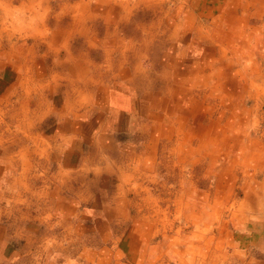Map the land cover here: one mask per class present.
<instances>
[{
	"label": "rangeland",
	"instance_id": "obj_1",
	"mask_svg": "<svg viewBox=\"0 0 264 264\" xmlns=\"http://www.w3.org/2000/svg\"><path fill=\"white\" fill-rule=\"evenodd\" d=\"M184 1L0 0V104L6 99V92L15 87L20 100L32 101L29 115L32 106L36 112L44 111V115L49 112L47 108L53 110L44 121H37L34 132H51L54 136L62 118L73 123L74 119L87 118L89 127L76 124L84 133L111 134L117 142L127 144L126 148L135 145L137 152L143 144L151 143L154 151L145 158L147 167L142 170L147 174L146 184L135 186L131 192L141 200L145 197L141 215H149L152 222L159 215L164 218L165 228L177 230L178 236L172 239L177 240L178 250L194 242L198 247L195 240L202 241L204 234L212 237L216 230L236 227L241 219L237 216L240 204L246 205L247 199L264 202V166L254 171L249 158L250 149L264 154V73L255 75L258 64L264 67V60L259 63L257 59L264 57V46L255 40L257 30L244 25L237 31L229 28L233 41L227 50L212 51L209 39L204 40L207 33L203 29L198 32L193 27H177L183 21V7L179 4ZM242 16L240 13L232 20H241ZM233 32H237L236 37ZM259 32L262 37L264 30ZM97 45V50H93ZM106 49L116 59L123 58L126 52L133 63L142 55L141 72L134 74L128 84L132 92L127 99L136 107L122 109L127 120L119 125L107 122L112 112L108 97L113 91L103 90L112 80L107 75L112 61L106 60ZM223 53L225 57H221ZM215 58L218 71L212 72L210 62ZM119 63L116 61L117 67ZM192 81L196 84L192 85ZM192 98L197 105L194 100L190 105ZM21 118L18 126L16 120L10 119L16 130L22 129V120L28 122V114ZM73 126L76 127H70ZM67 131L70 133V128ZM28 142H19L20 148H28ZM5 145L18 149L17 144ZM90 150L85 148L86 152ZM48 167L53 180H57L58 166L53 163ZM94 167L102 166L98 163ZM42 176L36 179L35 186L42 187ZM257 179L261 185L254 184ZM109 187L117 190L112 184ZM207 198L211 203L205 206L203 201L207 202ZM178 199L180 208L175 204ZM127 207L130 216L131 210L136 212L138 208ZM192 209L194 213L189 216ZM204 213H210L211 220ZM116 222L107 221L109 227L101 228L105 230L102 232L107 235L115 230L120 234L129 226ZM67 225L66 238L60 232L64 228L53 227L52 252H36L24 264H60L62 260L75 259L80 253L55 250H71L82 241L103 245L105 236L80 235L70 222ZM189 231L194 236H188ZM111 238V244L119 239ZM149 239L154 244L166 238Z\"/></svg>",
	"mask_w": 264,
	"mask_h": 264
},
{
	"label": "crops",
	"instance_id": "obj_2",
	"mask_svg": "<svg viewBox=\"0 0 264 264\" xmlns=\"http://www.w3.org/2000/svg\"><path fill=\"white\" fill-rule=\"evenodd\" d=\"M180 6L183 7L180 12L183 11L184 22L179 21L177 27H193L198 29V32L203 29L205 33L207 31L209 35L204 36L211 38L208 41L211 43L212 51H218L219 47L223 46L227 50L229 28L237 31L243 29L244 25L257 30L258 36L255 40L264 46V35L259 37V31L264 30V0H185L179 4ZM240 13L243 15L242 19L233 21L232 19ZM188 19L193 22L186 21ZM236 33L233 32V35L236 36ZM96 47L98 45L93 46L92 49ZM106 50V60L112 61L107 75L112 80L106 88L103 86L101 88L103 87L104 91L108 89L107 93L113 91L108 97V108L112 112H109L107 122L111 125H119L127 120L122 109L136 107L131 99H127L132 92V87L128 84L132 83L134 74L139 75L141 72L139 69L142 55L133 63L132 56L126 52L123 58L116 59L115 56L111 58L113 52ZM222 55L226 56L224 53ZM205 57L201 60H205L207 58ZM257 59L260 63L264 57L259 56ZM116 61H120L118 67ZM263 69L264 67L258 64L255 75L259 77L263 75ZM144 76H147V73H144ZM109 85L114 89L112 90ZM11 89L6 92V99L4 98L0 104V264H24V260L36 252L40 254H44L45 251L52 252L50 246H53L52 233L55 231L53 227L58 225L61 229L64 228L60 232L66 238L68 222L80 235L92 233L96 237L105 236V238L103 245L98 241L88 244L82 241L80 246L71 250L56 249L57 253H80L79 257L62 260L60 264H264V202L262 200L257 201L256 198H252L247 199V206L244 203L240 204V212L237 216L241 219L238 220L236 227L216 230L217 233L212 237L204 234L202 241L195 240L199 243L198 247H195L196 242H194L178 250L175 245L177 240L172 239L178 236L177 230L173 227L165 228L164 218H160L159 215L153 219L154 222L150 220L149 215H141L143 209L141 205L145 203V197L143 200L138 197V201L136 194L131 192L135 186L141 187L146 184L147 174L142 170L147 167L145 158L154 151L151 143L143 144L137 152L135 145L126 148L127 144L117 142L111 134L97 133V131L84 133V129H78L76 124L89 127L87 118L74 119V123L62 118V121H59L61 129L58 128L59 131H56L54 136L51 132H34L37 121H44L47 114L53 112L52 108H47L49 112L44 115V111L36 112V107L32 106L29 115L32 101H29V98L28 101L20 100L19 90L15 87ZM27 114L28 122L22 120V129L16 130L10 119L16 120L18 126L21 117ZM63 116L64 114L61 115ZM71 124H75L76 127L71 128ZM69 128L70 133L67 131ZM22 140H28L29 145L32 146L28 145L26 149L20 148L19 142ZM53 140L59 141V144L52 145ZM5 143L12 146L17 144L18 147L15 148L18 149H9ZM149 146L153 149H149ZM85 148L92 150L86 152ZM249 152L254 171L264 166V154H260V151L255 149H250ZM97 162L101 164V168L94 167ZM43 163L44 166L41 167ZM53 163L58 166L57 180H53L50 174L52 169L48 167ZM137 165L140 168L139 172L136 171ZM40 175H43L42 187L35 186V181ZM261 183L259 179L254 181L256 185ZM111 184L117 190H109ZM204 201L205 206L211 203V199ZM227 204L226 202L224 205ZM127 205L138 207L136 212L131 210L133 216L127 212ZM235 210L238 212L237 208ZM192 211L193 209L189 211V216L194 213ZM250 212L252 215L249 214ZM202 215L211 220L210 213ZM107 221L108 223L123 221L125 224L129 223V226L123 233L116 234L115 230H110L106 235L102 232L105 230L101 228L109 227ZM115 225L120 224L116 222ZM190 232L192 233L189 231L188 236L193 235ZM112 236H118L119 239L111 244ZM160 236L166 239L154 244L150 243L152 239L149 238ZM83 258L86 260L82 261Z\"/></svg>",
	"mask_w": 264,
	"mask_h": 264
},
{
	"label": "bare ground",
	"instance_id": "obj_3",
	"mask_svg": "<svg viewBox=\"0 0 264 264\" xmlns=\"http://www.w3.org/2000/svg\"><path fill=\"white\" fill-rule=\"evenodd\" d=\"M174 1V0H173ZM157 3V2H156ZM243 4V3H242ZM26 9V8H25ZM131 10V9H130ZM260 12V11H259ZM39 15V14H38ZM89 16V15H88ZM37 19V18H36ZM254 22H255V20H254ZM256 25V24H255ZM39 32V31H38ZM203 32V31H202ZM243 32V31H242ZM205 33V32H204ZM206 33H207V31H206ZM239 33V32H238ZM172 34V33H171ZM203 34V33H202ZM237 34V33H236ZM207 35H209V33H207ZM170 36H172V35H170ZM231 35H230V33H229V36L227 37V44H231L232 43V38L230 37ZM202 37V36H201ZM217 37L219 38V36L217 35ZM236 37V36H235ZM210 38V37H209ZM209 38H206V39H204V40H208ZM211 39V38H210ZM210 41V40H209ZM213 42V41H212ZM226 44V43H225ZM219 45V44H218ZM67 47V46H66ZM195 48V47H194ZM220 48L221 47H219V50H220ZM222 49V51H221V53L222 52H224V50L226 49V48H224V46L221 48ZM250 49V48H249ZM209 50V49H208ZM218 50V51H219ZM183 52V51H182ZM182 52H180V53H182ZM58 54V53H57ZM218 54V53H217ZM184 55V54H183ZM222 57H225V56H223L222 55ZM63 59H65V58H63ZM70 59H72V58H69V61H72V60H70ZM66 61H67V59H65ZM263 60V59H262ZM65 62V61H64ZM262 63H264V62H262ZM54 64H52V66H53ZM29 66V65H28ZM66 66V65H65ZM210 66H211V69H212V72H214V71H216V68H215V66H214V60L213 61H211L210 62ZM65 68V67H64ZM66 68H68V67H66ZM28 69V68H27ZM53 69V68H52ZM51 69V70H52ZM74 70V69H73ZM25 71V70H24ZM76 71V70H75ZM218 71V70H217ZM216 71V72H217ZM199 73V72H198ZM264 73V72H263ZM259 74H261V73H259ZM258 74V75H259ZM255 77V76H254ZM26 79V78H25ZM250 79V78H249ZM255 79V78H254ZM258 79V78H257ZM250 82V81H249ZM207 83V82H206ZM254 83V82H253ZM71 84V83H70ZM78 84V83H77ZM193 84H196V81L194 82V81H192V85ZM60 85V84H59ZM252 85V84H251ZM253 86V85H252ZM58 87V86H57ZM74 88V87H73ZM77 88V87H76ZM76 88L74 89V90H76ZM252 94V93H251ZM80 95V94H79ZM78 95V96H79ZM253 96V95H252ZM259 96V95H258ZM191 98V97H190ZM85 99V98H84ZM68 100V99H67ZM194 99L192 98V99H190V105H191V103H192V101H193ZM255 101V100H254ZM193 103L195 104V105H197L196 103H197V101L196 100H194L193 101ZM189 105V106H190ZM173 108V107H172ZM191 109H193L192 107H191ZM197 112H195V114H196ZM160 119V118H159ZM158 119V120H159ZM162 120V119H161ZM176 146V148L177 149H181V147H180V145H175ZM96 147V146H95ZM99 147V146H98ZM26 149V148H25ZM98 150V149H97ZM180 151V150H179ZM197 151V150H196ZM200 151H201V148H200ZM38 152V151H37ZM40 152V151H39ZM199 152V151H198ZM49 157V156H48ZM124 157V156H123ZM126 158V157H125ZM128 159V158H127ZM107 162V161H106ZM108 164H109V162H108ZM44 166V165H43ZM107 167V166H106ZM122 169V168H121ZM169 169V168H168ZM172 169V168H171ZM112 170V169H111ZM123 170V169H122ZM108 171V170H107ZM110 171V170H109ZM25 173H26V171H25ZM106 173V172H105ZM123 173V172H122ZM69 174V173H68ZM71 175V174H70ZM122 175V174H121ZM71 177V176H70ZM78 177V176H77ZM77 177H76V179H77ZM35 178V177H34ZM72 179V178H71ZM10 180V179H9ZM9 180H8V182H9ZM92 180H93V178H92ZM74 181V180H73ZM34 182V181H33ZM94 182V181H93ZM88 192H89V190H88ZM179 193V192H178ZM6 194H7V192H6ZM91 194V193H90ZM13 195V194H12ZM176 195H178V194H176ZM5 197V196H4ZM115 202V201H114ZM180 202H181V200L180 199H178V200H176V202H175V204L178 206L179 205V208H180ZM18 208V207H17ZM15 209V208H14ZM21 210V209H20ZM176 211H180V210H176ZM19 212V211H18ZM21 212V211H20ZM175 212V211H174ZM179 213V212H178ZM21 215V214H20ZM25 216V215H24ZM176 217V216H175ZM25 218V217H24ZM180 218V217H179ZM179 220V219H178ZM25 222V221H24ZM23 223V222H22Z\"/></svg>",
	"mask_w": 264,
	"mask_h": 264
}]
</instances>
